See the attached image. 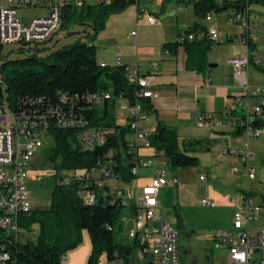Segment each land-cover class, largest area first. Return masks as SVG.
<instances>
[{"label":"trees","instance_id":"16d2710c","mask_svg":"<svg viewBox=\"0 0 264 264\" xmlns=\"http://www.w3.org/2000/svg\"><path fill=\"white\" fill-rule=\"evenodd\" d=\"M167 2L168 0H163L161 10ZM192 3L195 16L201 19L232 8L243 10L250 5L264 8V0H196ZM134 4H137V0H111L103 5L64 9L61 30L74 25L88 26L93 29L94 35H88L91 40L89 43L77 39L45 57L27 55L22 59L9 60L2 55L0 45V78L7 106L12 113L16 116L46 115L49 110L61 109L67 116L75 119L81 117L90 127H103L113 131L106 134L103 142L95 145L92 151L85 152L79 146L78 130L56 126V118L49 115L47 127L53 146L44 153L46 163L56 172L54 179L62 171H74L78 175L68 185L57 180L48 210H34L27 217L20 218L22 229L28 230L34 222L39 223L40 234L35 242L14 244L11 247L10 260L6 264H61L62 256L78 245L83 231L91 242V254L87 264H96L100 255H104L106 262H110L114 260L115 254L123 264H128L138 248L134 241L128 243L115 240L116 230L124 231L121 215L124 212H136L135 206L125 203L122 208L119 202L110 205L103 200L101 193H98L96 203H83L79 194L84 185L95 189L92 179L86 176L101 165L108 167L124 184L135 179L130 174L133 167L131 161L140 155L133 154L129 146L128 125H119L116 122L115 103L119 97L127 99L130 104L138 101L148 114L152 111L151 104L147 99L136 98L138 88L137 85L128 83L125 73L127 66H99L96 58L97 47L93 44L96 35L104 29L111 15L121 13ZM199 33L204 34L201 40L188 41L186 38ZM180 37L184 40L165 43L163 49H168L173 54L182 46L187 54L186 69L197 73L204 72L207 68L206 55L214 43L206 37V28L194 23ZM246 46L251 53L255 45L248 39ZM248 60L249 64H254L251 55ZM254 65L264 74V67ZM102 91L111 95V100L106 101L102 107L96 108L86 100L89 95ZM62 95L66 96V103L60 101ZM233 112L235 116L238 115L236 119L244 120L241 113ZM262 115L264 116V110ZM239 121H236L235 136L242 135L244 131ZM251 125L261 127L264 121L255 119ZM207 142H180L176 131L160 121L150 137L152 148L162 154L171 170L196 168L199 159L194 155L197 152H208ZM262 201L264 203V196ZM176 217L178 226H181L179 215L176 214Z\"/></svg>","mask_w":264,"mask_h":264},{"label":"built area","instance_id":"2783aa9c","mask_svg":"<svg viewBox=\"0 0 264 264\" xmlns=\"http://www.w3.org/2000/svg\"><path fill=\"white\" fill-rule=\"evenodd\" d=\"M111 0H6V6L1 7L5 12V20H0V44L19 45L20 51L28 49L34 55L40 53L41 47L53 42L55 36L61 31V15L64 9H81L85 7L103 5ZM26 8H38L45 11V15L32 19L28 24H24L19 17V10ZM213 15L207 16L204 20L209 24L206 28V37L213 42L220 39V33L212 25ZM227 20L238 24L245 33L251 28L264 30L261 22L252 23L248 20V7L243 10L231 9ZM147 24L153 26L156 20L153 17L147 18ZM199 36H204L199 33ZM194 35L187 36L188 41L198 38ZM130 37H136L132 32ZM185 38V39H186ZM184 38L180 37L179 41ZM244 45L248 38L239 39ZM253 57V56H252ZM254 64L264 67V61H259L253 57ZM228 64L233 68L234 79L238 86L243 90L242 97L234 99V105L241 108L244 120L233 119V126L236 121L244 127L243 134L248 138H258L264 135V125L253 127L251 124L255 119L264 121L262 115L264 110V86L252 87L247 79V69L249 67L248 57H233L228 60ZM105 63L99 62L101 68ZM120 65V64H118ZM157 62L151 63V68L156 71ZM129 84L137 85L136 98L147 99L149 103L156 98V95L148 89L149 77H139L137 73L130 69H125ZM250 99L254 102L251 103ZM94 107L100 108L106 101L111 100L108 92L102 91L86 97ZM62 103L67 102L66 96H61ZM116 101L119 110L126 114L129 134L127 139L133 154L140 155L139 158L131 161L133 167L130 174L138 177V171L152 167V159L163 158L161 153L156 152L150 143L153 133L148 127L144 126L148 119L142 104L136 101L130 104L127 99L122 97ZM70 105V104H69ZM67 109V108H66ZM53 115L56 118V126L60 128H76L78 130V141L82 151H92L97 144H101L104 136L113 133L112 130L103 127H90L82 118L75 119L67 116L61 109L56 111L49 110L47 114L16 116L6 105L3 82L0 78V264H6L11 257V247L20 242V218L27 217L33 210V199L28 189L27 169L33 165L31 163L37 148L41 144L43 134L48 133V117ZM204 115L196 117V126L199 128L209 124ZM148 151V155L142 154ZM222 154L226 156L238 157L245 172L246 184L254 179V169L250 166L249 160L252 157L247 149L236 147H226L222 149ZM238 170L234 169V173ZM74 171H62L59 183L68 185L76 177ZM91 178L95 189H90L84 185L80 197L84 202H97L98 193H101L103 200L114 205L117 202L123 208L125 204L126 189L123 183L106 166H99L97 170L91 172L86 178ZM205 176L200 175L199 180L204 181ZM168 184L167 172L162 168L154 170V176L149 184L140 190H134V201L136 212H124L120 221L127 228V237L138 244L140 259L149 256L147 264H179L178 261V232L170 224L165 222L162 217V208L158 204L160 190ZM233 205L231 231H223L216 235L215 242L219 249L225 251V264H264V231H257L251 236L250 230L254 223L259 221L260 210L264 206L256 203L251 197L248 189L235 194L231 200ZM201 205L213 207L214 203L202 200ZM64 259V258H63ZM142 261V260H140ZM145 261V260H144ZM106 264H123L115 254L114 260Z\"/></svg>","mask_w":264,"mask_h":264},{"label":"rangeland","instance_id":"374dc122","mask_svg":"<svg viewBox=\"0 0 264 264\" xmlns=\"http://www.w3.org/2000/svg\"><path fill=\"white\" fill-rule=\"evenodd\" d=\"M177 1L168 0L161 10L163 0H137V4L131 5L121 13L111 15L107 19L104 29L96 35L93 41L97 47V60L99 61L102 55L114 60V64H117L115 62L120 58L121 60L125 59L130 64L128 68L135 70L131 68L132 64L136 59L141 60V55L151 49L153 50L157 42L176 40V34L180 32L177 31V26L187 28L197 23L204 28L209 27L204 19L197 18L194 14L192 1L196 0ZM4 6H6V0H0V13L2 12L1 7ZM249 10L251 21L264 24V8L259 5H250ZM230 12L231 9H228L212 16V25L216 24L221 38L219 42H214L211 48L219 46L214 50V54L223 64H226V61L232 58L233 54L242 47L236 40L239 39L240 32L242 33L244 30L241 31L242 28L239 25L227 20V15ZM43 15H45L43 9L26 8L19 10V17L22 18L24 24H28L30 20ZM148 17L155 18L157 24L149 26L147 24ZM176 21L177 25H175ZM132 32L136 33V37H130ZM68 33H72L71 36ZM243 34L245 35V32ZM88 35H94L91 27L68 26L67 29L59 31L53 42L38 49L40 53L36 56L45 57L77 39L89 43L91 40ZM231 37H235L236 40L233 42L226 40ZM249 39L255 45L254 56L257 55L259 61L264 60V30L257 27L251 28ZM244 47L247 48L246 45ZM19 48V45H4L2 46V55L9 60L34 55L28 49L20 51ZM234 82L237 84L235 80ZM248 83L251 87L250 93L252 87L264 86V74L253 63H250L248 67ZM250 102L253 103L254 101L250 99ZM118 103L115 105L114 112L116 122L119 125H125L122 118L123 113L119 110ZM52 146V137L48 133L43 134L41 144L31 161L33 165L27 169L28 189L33 199L32 211L49 209L52 190L57 184V180H60L61 172L54 179L56 172L45 160L44 153ZM216 148L212 149L211 155L207 152H197L194 155L199 159L196 168L171 170L162 159L161 161L160 158H158L159 161L156 160L166 170L170 184L160 191L159 201L163 209V220L179 233V264H193L194 260H197L198 264H225L226 253L219 249L214 241V236L222 231H231L233 212L229 199L237 192L249 189L254 201L264 206L262 201L264 196V167L262 163L264 160V135L259 138L251 137L248 141V152L252 155L249 163L254 169V179L248 185L245 180V172L238 171L231 174L235 158L222 155ZM200 175L206 177L204 181L199 180ZM122 186L128 188L125 193L127 204L129 206L134 205V190L127 184L123 183ZM202 200L211 201L214 206L211 208L202 206ZM176 214L181 219V226H178ZM260 216V220L251 227V236H254L257 231H264V207L260 210ZM39 234V223L34 222L28 230L20 229V242H35ZM186 234L189 235V239L185 238ZM81 235L78 245L64 253L61 264H87L91 254V242L85 231ZM115 240L116 242L120 240L131 242L127 237L126 227H124L123 232L116 230ZM139 255L140 250L136 249L128 264H147L146 262L150 259L149 256L144 259L145 261H139L143 260L140 258L138 260ZM96 264H106L105 256H98Z\"/></svg>","mask_w":264,"mask_h":264},{"label":"crops","instance_id":"0c3cea01","mask_svg":"<svg viewBox=\"0 0 264 264\" xmlns=\"http://www.w3.org/2000/svg\"><path fill=\"white\" fill-rule=\"evenodd\" d=\"M250 19V10L248 7V20L254 23ZM0 20H5L4 11L0 13ZM177 24L178 23L176 21L175 25ZM213 25L216 27V24ZM191 27L179 28L177 26V31L180 32L176 34V40L180 38V35H182V33L186 29H189ZM243 32L244 31H242V33L240 32L239 39H244V37L249 39L250 31L248 33H245V35L243 34ZM235 37L227 38L226 40L229 42H233L234 40H236ZM202 38H204V36L198 35L197 40H201ZM239 39H237L236 41L242 47H240L237 53L233 54L232 58H244L251 55L254 58L258 59V56H254L253 51L250 53L248 49L244 47V44L240 42ZM219 41L220 39L216 42ZM165 43L171 42H157L155 44V47H153V50L151 49L149 50V52L145 53L144 55H141V60L136 59V61L131 66V68L135 69L134 71L139 77H149L148 89L156 95V98L150 102L152 111L148 115V119L146 123H144V126H148L150 130L154 131L157 122L160 121L167 127L172 128L176 131L180 142L192 140H206L208 141L207 145L209 151L207 152V154L209 155L212 154V149H214L215 147H217L216 150L218 149L221 154L222 149L226 147H236L238 149H244L245 145L247 144L248 149L249 138L246 139L243 133L242 135L235 136L234 131L236 127L233 126V119L238 116H235L233 111L242 114L241 108L233 104L234 99H236L237 97H242L244 92L238 86V84H235L233 68L228 64V60L226 61V64H223L214 54V50L216 48H219V46L211 48L209 50L206 55V70L202 73H197L186 69L187 54L182 46L178 47L175 53L172 54L168 49H163V45ZM0 45L4 46L9 44ZM143 59L145 60L143 61ZM113 61L114 60H110V58L103 55L99 61L97 60L98 63L103 62L110 67L116 66L118 64L125 65L127 67L130 66V64L127 63L125 59L121 60L120 58L117 62H115L117 64H114ZM152 62L158 63L156 71L151 68ZM118 102L119 101H116V103ZM122 113V118L125 121L126 125V114L124 112ZM198 115H204L207 119H209L207 121L209 122V124L202 128L197 127L195 121ZM142 154L148 155L149 152L142 151ZM226 157L235 158V163L232 164L231 174H234V169L244 172L243 165L241 164L238 157ZM161 159L162 161H164L165 165H167V160L165 158H160V161ZM156 160L159 161L158 158L151 160L152 167L139 170L138 177L127 185L137 187V189L140 190L142 187L149 184L150 179L154 176V170L156 168L164 169L163 167H161L162 165ZM168 185H170L169 180L168 184L162 189L166 188ZM159 195L158 204L160 208H162L159 201ZM234 197L235 195L229 199L232 212L233 205L231 203V200ZM125 203L127 204V202ZM216 235L214 236V241Z\"/></svg>","mask_w":264,"mask_h":264},{"label":"flooded vegetation","instance_id":"af4514ba","mask_svg":"<svg viewBox=\"0 0 264 264\" xmlns=\"http://www.w3.org/2000/svg\"><path fill=\"white\" fill-rule=\"evenodd\" d=\"M177 236H178V241H179V233L177 234ZM185 238H186V239H189V235L186 234V235H185ZM178 249H179V247H178ZM178 251H179V250H178ZM183 253L186 254V252H183Z\"/></svg>","mask_w":264,"mask_h":264},{"label":"water","instance_id":"95a60500","mask_svg":"<svg viewBox=\"0 0 264 264\" xmlns=\"http://www.w3.org/2000/svg\"><path fill=\"white\" fill-rule=\"evenodd\" d=\"M61 28H62V26H61ZM71 34H72V33H71ZM71 34H68V35L71 36ZM262 163H263V167H264V160H263ZM193 264H198L197 260H194V261H193Z\"/></svg>","mask_w":264,"mask_h":264},{"label":"bare ground","instance_id":"6f19581e","mask_svg":"<svg viewBox=\"0 0 264 264\" xmlns=\"http://www.w3.org/2000/svg\"><path fill=\"white\" fill-rule=\"evenodd\" d=\"M133 206H135V208H136V204H134Z\"/></svg>","mask_w":264,"mask_h":264}]
</instances>
